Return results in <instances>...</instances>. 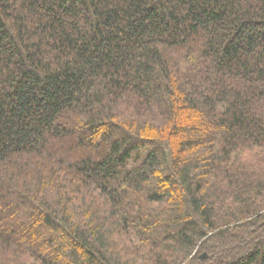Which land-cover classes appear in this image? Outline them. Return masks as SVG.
I'll list each match as a JSON object with an SVG mask.
<instances>
[{
	"label": "trees",
	"instance_id": "obj_1",
	"mask_svg": "<svg viewBox=\"0 0 264 264\" xmlns=\"http://www.w3.org/2000/svg\"><path fill=\"white\" fill-rule=\"evenodd\" d=\"M0 264H264V0H0Z\"/></svg>",
	"mask_w": 264,
	"mask_h": 264
}]
</instances>
